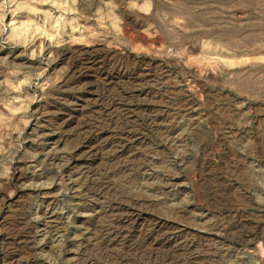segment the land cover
I'll return each mask as SVG.
<instances>
[{
    "label": "rangeland",
    "instance_id": "1",
    "mask_svg": "<svg viewBox=\"0 0 264 264\" xmlns=\"http://www.w3.org/2000/svg\"><path fill=\"white\" fill-rule=\"evenodd\" d=\"M0 264H264V0H0Z\"/></svg>",
    "mask_w": 264,
    "mask_h": 264
}]
</instances>
